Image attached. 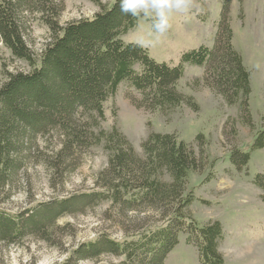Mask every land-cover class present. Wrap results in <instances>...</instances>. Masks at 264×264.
I'll return each instance as SVG.
<instances>
[{"label": "trees", "instance_id": "1", "mask_svg": "<svg viewBox=\"0 0 264 264\" xmlns=\"http://www.w3.org/2000/svg\"><path fill=\"white\" fill-rule=\"evenodd\" d=\"M88 1L99 7L97 14L60 26L62 0H0V41L13 59L29 67L27 72L7 74L0 86V195H5L30 157L54 177L70 167L75 152L102 143L109 152L108 166L97 177L103 183L98 191L42 203L24 215L0 211V243L13 244L34 234L45 237L59 216L108 201L121 214L157 210L163 227L136 239L132 235L124 244L102 236L76 247L64 264L103 254L123 256L124 264H162L178 244L179 235L186 236V243L196 250L199 264H224L218 252L221 225L199 226L185 215L193 197L185 192L186 180L202 170L194 151L173 135L151 134L141 145L144 157L139 158L115 128L94 130L97 121L104 119V103L121 84L140 94L142 103L153 111L177 107L182 100L175 86L186 64L205 65L206 79L213 78L212 87L228 103L246 98L249 73L229 44L227 24L219 21L211 49L201 46L170 66L152 60L146 49L122 42L138 18L122 14L119 0L107 7L98 0ZM26 11L37 13L49 30L50 37L37 55L22 35L20 18ZM83 117L86 123L81 122ZM52 137L59 144L50 149L47 143ZM40 140L42 146L37 144ZM255 150L264 151V129L250 149L230 153V164L239 171ZM163 174L169 181L157 179ZM253 183L264 190V175L257 174Z\"/></svg>", "mask_w": 264, "mask_h": 264}, {"label": "rangeland", "instance_id": "2", "mask_svg": "<svg viewBox=\"0 0 264 264\" xmlns=\"http://www.w3.org/2000/svg\"><path fill=\"white\" fill-rule=\"evenodd\" d=\"M62 1L60 26L92 18L100 11L88 0ZM98 1L106 7L114 2ZM191 2V11L173 12L169 30L153 47L144 49L155 62L176 66L184 54L201 46L211 49L219 32L218 23L224 20L230 32L229 44L249 73V95L228 103L212 87L213 78L206 79L209 74L205 65L186 64L175 86L182 100L177 107L153 111L142 103L140 94L121 84L104 103V119L97 121L94 131L115 128L139 158L144 157L141 145L151 134L173 135L186 144L196 154L202 170L189 174L186 180L185 192L193 197L185 215L199 226L213 222L221 225L223 240L218 252L224 264H264V190L253 183L257 174L264 175V151H252L247 166L239 171L229 162L230 153L250 149L264 129V0ZM20 20L26 45L34 55L39 54L50 37L49 30L35 12H23ZM147 28L148 22L138 18L134 28L122 36V42L135 44ZM27 71L29 67L13 59L0 41V86L7 74ZM81 122L86 123L84 117ZM37 144L42 146L41 140ZM58 144L52 137L47 147ZM73 156L70 167L54 177L34 157L24 161L22 171L5 189V195H0V211L24 215L42 203L98 191L103 183L97 177L108 166L109 152L104 143ZM157 179L169 181L165 174ZM162 227L157 210L121 214L110 202L97 201L80 212L59 216L45 237L34 234L13 244L0 243V264H64L76 247L102 236L124 244ZM185 239L179 235L178 244L162 264H199L196 250ZM125 260L123 256L103 254L71 264H124Z\"/></svg>", "mask_w": 264, "mask_h": 264}, {"label": "clouds", "instance_id": "3", "mask_svg": "<svg viewBox=\"0 0 264 264\" xmlns=\"http://www.w3.org/2000/svg\"><path fill=\"white\" fill-rule=\"evenodd\" d=\"M120 11L124 15L143 18L148 28L139 35L135 44L141 48H150L159 41L170 28L173 12L188 14L191 0H119Z\"/></svg>", "mask_w": 264, "mask_h": 264}]
</instances>
